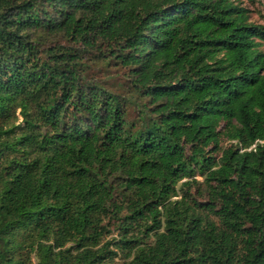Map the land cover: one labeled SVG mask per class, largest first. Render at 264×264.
<instances>
[{
  "label": "trees",
  "instance_id": "trees-1",
  "mask_svg": "<svg viewBox=\"0 0 264 264\" xmlns=\"http://www.w3.org/2000/svg\"><path fill=\"white\" fill-rule=\"evenodd\" d=\"M263 44L233 0H0V264H264Z\"/></svg>",
  "mask_w": 264,
  "mask_h": 264
},
{
  "label": "rangeland",
  "instance_id": "rangeland-1",
  "mask_svg": "<svg viewBox=\"0 0 264 264\" xmlns=\"http://www.w3.org/2000/svg\"><path fill=\"white\" fill-rule=\"evenodd\" d=\"M236 4H239L248 9L250 21L264 22V0H233ZM59 43H66L65 40L58 38ZM261 50L264 52V44L261 45ZM110 75L106 76V71L98 72L97 74L102 77L103 81H106L116 91L121 94H127L129 90V83L126 79L125 70L122 68H111ZM135 116V112L131 114ZM37 263L36 256H33V264Z\"/></svg>",
  "mask_w": 264,
  "mask_h": 264
}]
</instances>
